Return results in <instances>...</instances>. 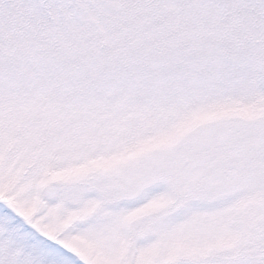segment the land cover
I'll list each match as a JSON object with an SVG mask.
<instances>
[{"label":"snow or ice","instance_id":"1","mask_svg":"<svg viewBox=\"0 0 264 264\" xmlns=\"http://www.w3.org/2000/svg\"><path fill=\"white\" fill-rule=\"evenodd\" d=\"M0 264H264V0H0Z\"/></svg>","mask_w":264,"mask_h":264}]
</instances>
